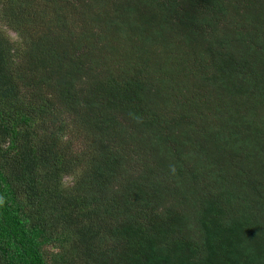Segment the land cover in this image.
Wrapping results in <instances>:
<instances>
[{
	"label": "trees",
	"instance_id": "obj_1",
	"mask_svg": "<svg viewBox=\"0 0 264 264\" xmlns=\"http://www.w3.org/2000/svg\"><path fill=\"white\" fill-rule=\"evenodd\" d=\"M0 264H264V0H0Z\"/></svg>",
	"mask_w": 264,
	"mask_h": 264
}]
</instances>
